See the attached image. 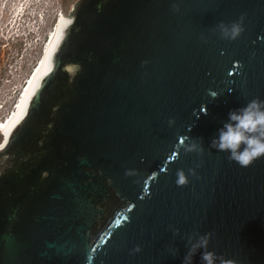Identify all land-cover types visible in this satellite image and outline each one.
<instances>
[{"label": "water", "instance_id": "95a60500", "mask_svg": "<svg viewBox=\"0 0 264 264\" xmlns=\"http://www.w3.org/2000/svg\"><path fill=\"white\" fill-rule=\"evenodd\" d=\"M254 98L264 0H78L0 142V264H183L193 233L264 264V158L210 147Z\"/></svg>", "mask_w": 264, "mask_h": 264}, {"label": "rangeland", "instance_id": "374dc122", "mask_svg": "<svg viewBox=\"0 0 264 264\" xmlns=\"http://www.w3.org/2000/svg\"><path fill=\"white\" fill-rule=\"evenodd\" d=\"M77 1L0 0V122L13 113L57 18Z\"/></svg>", "mask_w": 264, "mask_h": 264}, {"label": "clouds", "instance_id": "9594fccd", "mask_svg": "<svg viewBox=\"0 0 264 264\" xmlns=\"http://www.w3.org/2000/svg\"><path fill=\"white\" fill-rule=\"evenodd\" d=\"M173 7L176 8V5ZM244 19L245 17L241 16L238 21L231 24L221 22L213 31L218 32L221 39L236 41L245 31ZM212 95L214 98L217 96L216 93H212ZM174 123V120L169 121L170 125ZM188 139L185 137V140ZM210 147L217 152L228 153L229 161L235 162L242 168H247L258 159L264 158V100L254 98L249 100L244 107L230 111L228 120L219 129L218 136L211 141ZM185 151L203 154L202 140L192 139L185 145ZM189 172L192 176L196 175L195 170L190 169ZM130 174V172L126 173V175ZM176 175L178 186L188 183L184 170H178ZM174 234L179 236V230L175 229ZM211 237L212 233L190 235L187 238L188 252L184 256L183 264H193V258L198 252L202 264H235V261L219 257L215 252L209 250ZM140 251L142 249L139 246L134 249V253ZM169 252L175 256L178 254V249L170 248Z\"/></svg>", "mask_w": 264, "mask_h": 264}, {"label": "bare ground", "instance_id": "6f19581e", "mask_svg": "<svg viewBox=\"0 0 264 264\" xmlns=\"http://www.w3.org/2000/svg\"><path fill=\"white\" fill-rule=\"evenodd\" d=\"M27 8H28V7H26V8H25V7H22V9L19 10V12H20V13H19V16H21L22 13L24 14V12H26ZM15 14H16V13H15ZM24 15H25V14H24ZM28 15H29V13H28ZM31 15H32V14H31ZM29 16H30V15H29ZM22 17H23V16H22ZM34 17H35V16H34ZM65 17H66V16H65L64 14H61V15L57 18L56 23H55L53 29L49 32V34H48V38H47V40H46L45 47H43V49H42V54H41V58H40V60H39V62H38V65L35 67L34 71L30 74V76H29V78H28V81H27V83H26V85H25V87H24V89H23V91H22V96H21L20 99L18 100V102H17V104H16V106H15V108H14L13 113H12L10 116L8 115V117L6 118V120L0 122V134H1L2 138L4 137V133H5L6 129L9 127V125L11 124V122H12V121L14 120V118L16 117V115H17V113H18V111H19V109H20V107H21V105H22V103H23V101H24V99H25L27 93H28V90H29V88H30L32 82L34 81V79L36 78L37 74L39 73V70H40V67H41V65H42V62H43L44 56H45V54H46V51H47V49H48V47H49V45H50V43H51V41H52V39H53V37H54V35H55V33H56L58 27L60 26L61 22L63 21V19H64ZM41 40H42V39H41Z\"/></svg>", "mask_w": 264, "mask_h": 264}]
</instances>
